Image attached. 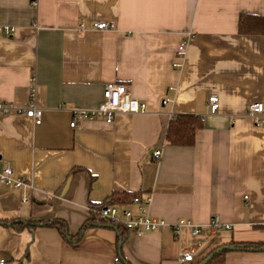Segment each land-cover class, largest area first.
I'll return each instance as SVG.
<instances>
[{
	"label": "crops",
	"instance_id": "1",
	"mask_svg": "<svg viewBox=\"0 0 264 264\" xmlns=\"http://www.w3.org/2000/svg\"><path fill=\"white\" fill-rule=\"evenodd\" d=\"M242 15L264 16V0H0V25L15 30L0 36V101L42 110L40 125L0 116V169L11 164L32 186L0 184V260L180 264L192 249L188 264H200L214 249L264 242V125L247 115L264 103V35L242 34ZM115 84L147 111L72 128V111L98 108ZM179 115L203 120L193 146L166 141ZM118 192L151 198L149 214L169 227L138 236L91 222L89 208ZM180 220L201 233L174 236ZM222 264H264V251H229Z\"/></svg>",
	"mask_w": 264,
	"mask_h": 264
},
{
	"label": "built area",
	"instance_id": "2",
	"mask_svg": "<svg viewBox=\"0 0 264 264\" xmlns=\"http://www.w3.org/2000/svg\"><path fill=\"white\" fill-rule=\"evenodd\" d=\"M93 28L98 31H112L116 29V25L111 22H97ZM14 28L9 26L0 25V36L10 38L14 35ZM187 41L180 44L176 57L180 62H176L174 66L181 68V61L186 56ZM104 100L101 105L96 109H75L72 111L73 122L72 128H76L80 121L88 120L94 121L97 119L104 120L106 123L111 124L117 114H141L147 111V105L144 102L135 100L131 97L125 85H109L104 91ZM171 100L165 98L162 101L163 105H167ZM209 108L212 114L219 110V98L215 95L209 98ZM26 116L33 120L36 125L42 123V110L38 108L34 102L25 104L23 106L16 105L12 102L0 101V116ZM247 115L258 125H264V103L255 102L248 108ZM161 155L160 151L155 152L154 157L158 159ZM1 165V158H0ZM0 184L13 187L18 190L32 188L29 182L19 177L16 170L11 164L2 166L0 169ZM24 202H27L25 199ZM151 198L142 199L135 196L132 203L136 206L137 210L134 211L123 206L114 204H105L101 206L89 208L90 215L95 217L98 222L111 224L113 226H122L129 232H134L138 236H143L150 232H157L165 227H169L167 222L162 219L153 218L147 206L150 204ZM210 226L213 228L222 227L219 218L215 217ZM174 236L179 237L181 232L188 228L194 236L201 233L200 226L194 225L191 221L180 220L173 226H170ZM228 229L230 226H226ZM195 252L192 249H184L180 252L178 261L180 264H188L194 262ZM116 262L119 259L116 258ZM0 264H6L5 260H0Z\"/></svg>",
	"mask_w": 264,
	"mask_h": 264
},
{
	"label": "trees",
	"instance_id": "3",
	"mask_svg": "<svg viewBox=\"0 0 264 264\" xmlns=\"http://www.w3.org/2000/svg\"><path fill=\"white\" fill-rule=\"evenodd\" d=\"M240 32L244 35H264V16L257 15H242L240 18ZM203 128V120L194 115H179L173 118L166 132V141L177 147H190L195 143V137L197 131ZM135 194L127 192L115 193L111 197V204H127L132 201ZM109 203V204H110ZM95 221V217L91 216V222ZM15 223L10 221L9 224ZM15 225V224H13ZM46 225L60 228L63 230V224L58 221L47 222ZM121 232L127 231L122 226H116ZM234 248V250H231ZM219 249L212 250L208 256L214 255L212 261L209 264H222L227 252H261L264 251V242L252 243V244H233L227 246L223 251L217 252Z\"/></svg>",
	"mask_w": 264,
	"mask_h": 264
},
{
	"label": "water",
	"instance_id": "4",
	"mask_svg": "<svg viewBox=\"0 0 264 264\" xmlns=\"http://www.w3.org/2000/svg\"><path fill=\"white\" fill-rule=\"evenodd\" d=\"M223 250H224V248H220L217 252H221ZM231 250H234V248H231ZM213 257H214V255L209 256L207 259H205L200 264H209L212 261Z\"/></svg>",
	"mask_w": 264,
	"mask_h": 264
}]
</instances>
